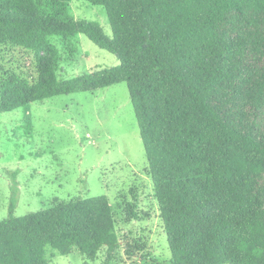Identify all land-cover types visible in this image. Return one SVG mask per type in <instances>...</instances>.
Here are the masks:
<instances>
[{"label": "trees", "instance_id": "16d2710c", "mask_svg": "<svg viewBox=\"0 0 264 264\" xmlns=\"http://www.w3.org/2000/svg\"><path fill=\"white\" fill-rule=\"evenodd\" d=\"M0 0V45L33 53L35 76L0 71V112L125 81L172 264H264V0ZM84 34L116 66L60 79L50 35ZM0 219V264H50L46 247L90 259L118 246L107 195Z\"/></svg>", "mask_w": 264, "mask_h": 264}, {"label": "rangeland", "instance_id": "374dc122", "mask_svg": "<svg viewBox=\"0 0 264 264\" xmlns=\"http://www.w3.org/2000/svg\"><path fill=\"white\" fill-rule=\"evenodd\" d=\"M75 19L98 22L112 36L104 6L64 0ZM59 51L57 75L71 78L120 63L84 34L49 36ZM32 52L0 45V71L35 76ZM107 195L118 246L94 259L47 246L50 264H172L164 223L134 106L125 81L0 112V219L68 201Z\"/></svg>", "mask_w": 264, "mask_h": 264}]
</instances>
